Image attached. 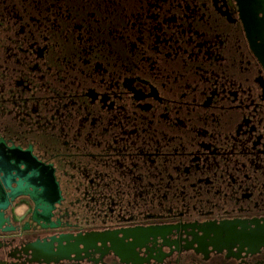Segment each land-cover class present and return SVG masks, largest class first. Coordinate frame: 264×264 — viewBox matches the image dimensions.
Listing matches in <instances>:
<instances>
[{
  "label": "flooded vegetation",
  "instance_id": "af4514ba",
  "mask_svg": "<svg viewBox=\"0 0 264 264\" xmlns=\"http://www.w3.org/2000/svg\"><path fill=\"white\" fill-rule=\"evenodd\" d=\"M245 2L0 0V182L32 194L1 210L0 264L100 233L96 264H264V30Z\"/></svg>",
  "mask_w": 264,
  "mask_h": 264
},
{
  "label": "water",
  "instance_id": "95a60500",
  "mask_svg": "<svg viewBox=\"0 0 264 264\" xmlns=\"http://www.w3.org/2000/svg\"><path fill=\"white\" fill-rule=\"evenodd\" d=\"M250 5L252 7H255L254 14L252 16V20L248 19L247 22L253 21L254 23H260L262 29L264 30V0H246L245 6ZM260 15V16H259ZM245 19H243V24L245 27V32L247 35L248 40L252 44L251 35L248 29V25ZM263 36V35H262ZM262 36H259L258 38L262 40ZM264 52V51H263ZM9 188V187H8ZM9 194H6L4 191V188L0 182V225L3 222L2 219V212L7 203L8 198L13 199L17 195H26L32 197V194L27 190L25 193H19L17 189L9 188ZM52 194V201H50L49 208H53V204L58 200V190L56 187H53L50 189ZM55 193V195H54ZM36 204V203H35ZM37 206V205H36ZM38 207V206H37ZM42 209V207H39ZM43 220L48 221V214L46 216H41ZM208 229L209 231L217 230L215 228H202L199 229L200 232H203L205 236H207V232L205 231ZM131 230L132 233H129L131 235H128V240L133 241V232L136 230L133 229H127V231ZM219 231V229H218ZM206 232V233H205ZM118 233H122L121 230H118ZM111 237L106 234H85L82 236H74V237H68L63 239L61 242L60 240L55 241L54 244H49L48 247H41L35 250L31 246H28L25 249L24 255L28 258L27 264H96V261L102 260L104 257H106L105 254H102V252H99L98 249L101 247H105L106 245L111 246L112 240ZM195 244L199 249H196V251L199 250H205L207 246H214L212 242L204 243L203 240H200L193 243ZM241 245V243H240ZM248 245L246 242L244 243V246ZM215 248V246H214ZM226 249H229V247H226ZM113 251V250H112ZM111 251V252H112ZM97 254L98 258L91 259L90 256H94ZM113 257H116L119 259L120 257L113 251L112 252Z\"/></svg>",
  "mask_w": 264,
  "mask_h": 264
},
{
  "label": "trees",
  "instance_id": "16d2710c",
  "mask_svg": "<svg viewBox=\"0 0 264 264\" xmlns=\"http://www.w3.org/2000/svg\"><path fill=\"white\" fill-rule=\"evenodd\" d=\"M98 10H99V13L101 14V16H102V13L110 14L111 13V11H110V4H107L104 7L103 4L101 3V4H99ZM54 12L55 11H53V13ZM51 34H52V38L53 39L59 40V38H60V30H59L58 27L52 25V27H51Z\"/></svg>",
  "mask_w": 264,
  "mask_h": 264
}]
</instances>
